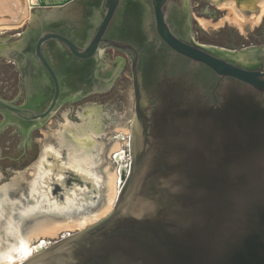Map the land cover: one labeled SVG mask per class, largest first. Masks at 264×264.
Segmentation results:
<instances>
[{
    "label": "water",
    "instance_id": "1",
    "mask_svg": "<svg viewBox=\"0 0 264 264\" xmlns=\"http://www.w3.org/2000/svg\"><path fill=\"white\" fill-rule=\"evenodd\" d=\"M75 1L36 0L32 6L46 12L0 31V40H13L29 21L39 20L35 54L55 82L45 58L50 39L79 59L106 47L130 57L135 95L130 176L107 214L62 233L21 264H264V47L232 51L184 40L169 18L187 12V0H148L149 6L142 1L151 18L140 27L149 39L142 50L111 38L122 0H102L84 46L58 31H43L48 20L71 15ZM153 36L164 56L145 57L157 68L146 77L145 92L153 102L139 108L138 64L154 48ZM0 113V130L30 124L28 131L51 114L1 97Z\"/></svg>",
    "mask_w": 264,
    "mask_h": 264
},
{
    "label": "flooded vegetation",
    "instance_id": "2",
    "mask_svg": "<svg viewBox=\"0 0 264 264\" xmlns=\"http://www.w3.org/2000/svg\"><path fill=\"white\" fill-rule=\"evenodd\" d=\"M142 1L122 0L118 22L111 33L112 39L129 41L138 50L149 42L140 27L146 21L151 23ZM144 1L149 6L148 0ZM101 3L102 0H77L71 15L48 20L43 31H58L84 46L95 27ZM193 4L198 17L216 20L213 5L200 8ZM41 10L46 12L32 7L30 15L41 17ZM169 19L178 36L195 41L193 22L198 21L189 10L174 12ZM28 24L13 40H0V97L16 106L51 114L29 131L30 124L24 129L10 124L0 130V258L18 246V227L39 218L71 222L91 217L101 209L106 192L104 167L116 169L118 199L133 161L135 95L130 57L120 49L106 47L90 58L79 59L59 41L50 39L45 42V58L55 82L35 54L40 22ZM153 37L154 48L143 52L138 64L143 93L139 108L153 102L145 86L147 75L157 65L146 64L145 57L157 60L164 56ZM140 54L141 51L139 60ZM2 120L0 113V123ZM115 142L118 148L112 152ZM1 163L14 169L3 168Z\"/></svg>",
    "mask_w": 264,
    "mask_h": 264
},
{
    "label": "bare ground",
    "instance_id": "3",
    "mask_svg": "<svg viewBox=\"0 0 264 264\" xmlns=\"http://www.w3.org/2000/svg\"><path fill=\"white\" fill-rule=\"evenodd\" d=\"M34 4H36V0H0V31L19 28L23 25L30 14V9L33 7L32 5ZM218 5L221 9L225 8L226 15L215 24L208 19H199L198 23L203 28H207L210 25H221L227 22L235 26L240 32H243L245 25H256L264 16V0H221ZM117 148L118 145L115 142L111 147V151L116 152ZM104 170L105 178L103 180V185L110 202L108 201V204L103 210L100 212L98 211L99 213L97 215L72 220L71 222L62 219L41 218L28 227H22L18 246L10 248L0 258V264L18 263L22 261L23 258H28L38 247H41L45 238L56 237L61 231L66 229H72L75 227L80 228L84 226L85 223L92 221L94 218H98V215L107 213L111 202L116 199L118 195V179L116 170H110L107 167H104ZM33 240H40L41 242L37 245H32Z\"/></svg>",
    "mask_w": 264,
    "mask_h": 264
},
{
    "label": "rangeland",
    "instance_id": "4",
    "mask_svg": "<svg viewBox=\"0 0 264 264\" xmlns=\"http://www.w3.org/2000/svg\"><path fill=\"white\" fill-rule=\"evenodd\" d=\"M219 1H221V0H187V3H188V9H189L190 14L192 15V17H196L197 21H199V19H201V17H198L196 15L195 7H194L193 3H197V5H199L200 8L213 5L212 7L215 9L216 16H217L216 20L212 21L213 24H215L217 21H219L222 17H224L226 15L225 8L221 9V7H219V5H218ZM29 17H30V14L27 17L26 21L29 19ZM202 19L205 20L204 18H202ZM25 22H24V24H25ZM23 25H21L20 27H22ZM14 29H17V28H14ZM193 38L195 39V41L200 42V43L202 42L203 44H206L207 46H214V47H217L219 49L220 48L230 49L232 51H234V50L238 51V50L254 48V47H262V46L264 47V16L262 17L261 21L256 25H253V26H250L248 24H247V26L245 25V29L243 32H240L235 26H233L227 22H225L221 25H216V26L210 25L207 28H203L197 22H193ZM1 149H2V147H1ZM113 170H116V169H113ZM104 197H105L104 204L101 207V209L98 210L99 212L106 207V205L108 204V201L110 202L106 192H105ZM116 199H117V197H116ZM116 199H114L111 202L109 211L113 208V205H115ZM98 211L94 215H97L99 213ZM107 213H105V214H107ZM105 214L98 215L99 216V217L97 216L98 218H94L92 221L85 223V225H88V224L93 223L94 221H97L98 219L103 217ZM39 219H41V218H39ZM36 220H38V219H36ZM35 221H33V222H35ZM31 224H29V225H31ZM28 226H25V227H28ZM84 226H82L80 228L75 227L72 229H66V230L61 231L56 237L45 238L44 242L41 244V248L44 249L47 246H49L51 243L58 241L61 237H63L62 233H65V235L72 234L75 231L84 228ZM21 228L22 227H18V230L20 232L22 231ZM40 242H41L40 240L39 241L33 240L32 245H37ZM35 254H36V252H33L32 254L29 255L28 258H23L22 261H20L18 263H13V264H21V263L25 262L26 260H28L29 258L33 257Z\"/></svg>",
    "mask_w": 264,
    "mask_h": 264
}]
</instances>
